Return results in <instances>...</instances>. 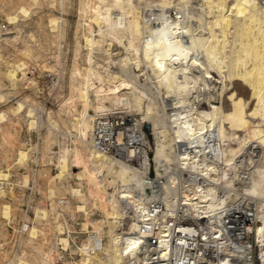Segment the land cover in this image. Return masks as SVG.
I'll return each instance as SVG.
<instances>
[{
	"label": "bare ground",
	"instance_id": "bare-ground-1",
	"mask_svg": "<svg viewBox=\"0 0 264 264\" xmlns=\"http://www.w3.org/2000/svg\"><path fill=\"white\" fill-rule=\"evenodd\" d=\"M0 264H264V0H0Z\"/></svg>",
	"mask_w": 264,
	"mask_h": 264
},
{
	"label": "rangeland",
	"instance_id": "rangeland-1",
	"mask_svg": "<svg viewBox=\"0 0 264 264\" xmlns=\"http://www.w3.org/2000/svg\"><path fill=\"white\" fill-rule=\"evenodd\" d=\"M144 128H145V131L147 132V135L148 137L144 140V143L142 144L149 152V155L150 157L153 155V135L151 134V128H150V125L149 124H145L144 125ZM151 175H154V172L152 170V174ZM155 176V175H154ZM38 198L41 199L43 198L42 194L41 193H38ZM74 226L76 228H79L80 227V222L79 221H76L74 223ZM11 229V228H10ZM80 235V234H79ZM80 239L77 238L76 240H73L72 239V243L75 244V243H79ZM75 252V251H74ZM77 255V254H76Z\"/></svg>",
	"mask_w": 264,
	"mask_h": 264
}]
</instances>
